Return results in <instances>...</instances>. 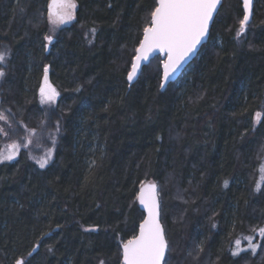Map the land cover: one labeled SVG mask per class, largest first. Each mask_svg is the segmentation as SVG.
<instances>
[{"label": "trees", "instance_id": "16d2710c", "mask_svg": "<svg viewBox=\"0 0 264 264\" xmlns=\"http://www.w3.org/2000/svg\"><path fill=\"white\" fill-rule=\"evenodd\" d=\"M74 3L49 34L48 0H0L10 53L0 106L52 150L44 168L47 151L24 146L0 161V264H122L118 241L136 232L146 180L157 185L163 264H264V0L240 40L241 1L222 0L206 42L162 90L159 55L127 80L156 0ZM45 66L59 91L47 114ZM251 232L256 251L233 256L232 241Z\"/></svg>", "mask_w": 264, "mask_h": 264}, {"label": "snow or ice", "instance_id": "6c2138e0", "mask_svg": "<svg viewBox=\"0 0 264 264\" xmlns=\"http://www.w3.org/2000/svg\"><path fill=\"white\" fill-rule=\"evenodd\" d=\"M221 0H156V6L150 13V23L143 28V39L140 40L139 47L135 50L132 59L131 70L127 79L131 82L137 75L142 63L149 60V54L158 49L166 55L163 64V81H167L180 68L183 61L194 54L197 45L209 31L210 23L214 14L218 11ZM252 0H243V18L239 20V29L236 32L237 39L246 33L247 25L251 17ZM76 7L74 0H49L47 6V20L53 29L65 24L73 19L72 9ZM95 33V29H92ZM51 35L45 36V40L51 41ZM47 47V45H45ZM9 52L0 50V64L4 63L9 56ZM45 80L41 85V102H53L58 95L55 89L47 84L48 67L45 66ZM4 75L0 69V77ZM260 116V113H257ZM3 112H0V120H5ZM3 131V129H0ZM30 133L34 130H29ZM59 131V128L56 129ZM53 144L55 138L53 136ZM13 151L5 156L0 152V161L11 160L16 154L15 145L10 146ZM52 150L48 149L45 157L37 161L40 168H44L51 158ZM264 172V168L261 169ZM227 186L228 181H225ZM153 193L156 185L148 186ZM259 187V185H258ZM140 203L148 210V216L141 222L139 235L132 237L122 244L123 264H162L165 261V253L168 249V242L157 219L158 204L153 195L150 200H146L144 189L138 194ZM260 234L264 235V228ZM43 235V234H42ZM249 247L253 252L257 245L252 243V237H246ZM236 247L232 250V255L236 256L242 249L239 247L240 241L236 240ZM52 249L50 248L49 251ZM31 255V253H29ZM15 264H27L26 260L16 259ZM103 264V261H101Z\"/></svg>", "mask_w": 264, "mask_h": 264}, {"label": "rangeland", "instance_id": "374dc122", "mask_svg": "<svg viewBox=\"0 0 264 264\" xmlns=\"http://www.w3.org/2000/svg\"><path fill=\"white\" fill-rule=\"evenodd\" d=\"M49 1V0H48ZM242 19V18H241ZM49 24V22H48ZM57 28V27H56ZM239 29V24L235 30V33L238 31ZM50 30L52 31L53 30V26L49 24V34L51 33ZM247 30V28H246ZM48 36V35H47ZM244 37V35L239 38L242 39ZM51 41H47L46 40V45H48ZM44 80H45V73L44 75L42 76V79H41V82H40V85L38 87V90H37V103L39 104L41 110L47 114L50 107L55 103V101L58 99L59 97V91L58 89L49 81L48 79V76H47V84L51 86L52 89H55L56 93L58 94L55 98V100L53 102H48V101H45V102H41V94H40V88H41V85L44 83ZM0 112H3L6 119L5 120H0V129H3V131H0V136H1V147H0V152H5L6 151V148H7V152H9L10 150H13L12 145H15L17 146L16 149L18 147H25L26 150L28 151V153L32 156H38L40 153L41 154H45V150L47 151V147H48V143L49 141L47 142V138L45 136V134L41 133L39 131L38 128H24L23 126L21 125H18L17 122L14 121V119L12 118V114L11 112L8 113L7 110L0 106ZM47 116V115H46ZM258 117V116H257ZM256 117V118H257ZM42 123H45L44 125H49L48 123V120L47 118H44L42 120ZM29 130H34L30 133ZM41 147H43V149H40ZM44 150V153H42V151ZM261 228H264V225L261 226L259 229H256L255 231H257L258 235L260 234V229ZM252 236V232L251 233H245L243 235V239H234L232 241V250L236 247V240H239L240 241V245L239 247L241 249H245L247 246H249V241L246 239V237H249ZM261 235V234H260ZM253 243V242H252ZM256 244V243H254Z\"/></svg>", "mask_w": 264, "mask_h": 264}, {"label": "water", "instance_id": "95a60500", "mask_svg": "<svg viewBox=\"0 0 264 264\" xmlns=\"http://www.w3.org/2000/svg\"><path fill=\"white\" fill-rule=\"evenodd\" d=\"M221 1H222V0H221ZM240 1H241L242 12H243V0H240ZM253 1H254V0H252V5H251V16H252V10H253ZM48 3H49V1H48ZM220 4H221V3H220ZM215 14H216V13H215ZM215 14H214V16H215ZM242 18H243V13H242ZM213 19H214V18H213ZM250 19H251V17H250ZM211 24H212V22L210 23L209 30H210ZM208 35H209V31H208V33L206 34V36L201 40L200 44L197 45V48L195 49L194 54H191L189 57H187V58L183 61L182 65L180 66V68L178 69V71H176L175 74L172 75L167 81H164V85H165V86H166L169 82L175 80V79L180 75V73H181L182 70L187 66V64H188V63H189V62H190V61L196 56V54H197V52H198L200 46H201L204 42H206V40H207V38H208ZM141 39H143V32H142ZM141 39H140V40H141ZM139 44H140V41H139ZM139 44H138L137 47H139ZM137 47H136V48H137ZM135 54H136V53H135ZM135 54H134V56H135ZM156 55H159V57L161 58V65H160V67H161V83H162V81H163V64H162V61H163V60H166L167 57H166V55H165L163 52H161V51H159L158 49H156V50H153V52L149 54V60H150L152 57L156 56ZM134 56H133V57H134ZM132 59H133V58H132ZM149 60H148V61H145V62L142 63L141 67L138 69L137 75L134 77V79H133L131 82H133V81L136 80V78H137L138 75H139L140 70L142 69V67H143L144 65H146V64L149 62ZM131 64H132V61H131ZM131 64H130L129 71L131 70ZM129 71H128V72H129ZM127 75H128V73H127ZM127 80H128V79H127ZM161 83H160V89L162 90V89L165 88V86H164V87H161ZM150 184H155V185H156V182H155L154 180H146V181L142 182V183L138 186L137 193H136V197H135V201H136V204H137L138 208L142 211L143 216H142L141 220L138 222V225H137V229H136L135 234H134L133 236H131L130 238H128L127 240L131 239V238L134 237V236L139 235L140 224H141V222H142V221L148 216V210L145 208V206H144L143 204L140 203V200H139V198H138V194L141 192L142 187H143V189H144V196H145L146 200H150V198H151L153 195H155V199H156L157 204H158V212H159V215H158L157 219H158L159 224L161 225V228H162V230H163V225H162V223H161V221H160L159 198H158V193H157V185H156L155 192L153 193V191L148 187ZM163 232H164V230H163ZM127 240H126V241H127ZM126 241H124V242H126ZM124 242H121V241L119 240V245H120V249H121V262H122V264H123V255H122V247H121V246H122V244H123ZM162 264H163V261H162Z\"/></svg>", "mask_w": 264, "mask_h": 264}, {"label": "bare ground", "instance_id": "6f19581e", "mask_svg": "<svg viewBox=\"0 0 264 264\" xmlns=\"http://www.w3.org/2000/svg\"><path fill=\"white\" fill-rule=\"evenodd\" d=\"M160 73H161V71H160ZM160 83H161V79H160ZM164 236H165V234H164ZM165 239H166V237H165ZM119 242V241H118Z\"/></svg>", "mask_w": 264, "mask_h": 264}]
</instances>
